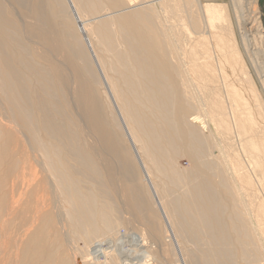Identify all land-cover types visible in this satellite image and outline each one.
Wrapping results in <instances>:
<instances>
[{
	"label": "bare ground",
	"instance_id": "obj_1",
	"mask_svg": "<svg viewBox=\"0 0 264 264\" xmlns=\"http://www.w3.org/2000/svg\"><path fill=\"white\" fill-rule=\"evenodd\" d=\"M158 1L159 9L150 0H0V264H88L89 255L96 264H138L136 250L154 256L144 234L124 242L126 206L115 204L123 196L128 224L141 222L157 239L162 221L184 264H264L251 217L264 237V206L228 135L238 130L245 146L264 153V108H256L257 88L222 22L226 9L188 0L195 24L184 39L165 13L180 22L187 11ZM237 70L245 77L235 78ZM101 86L117 114L102 108ZM219 86L250 105L245 121L214 104ZM257 125L261 146L247 137ZM179 155L190 169L175 167Z\"/></svg>",
	"mask_w": 264,
	"mask_h": 264
},
{
	"label": "rangeland",
	"instance_id": "obj_2",
	"mask_svg": "<svg viewBox=\"0 0 264 264\" xmlns=\"http://www.w3.org/2000/svg\"><path fill=\"white\" fill-rule=\"evenodd\" d=\"M122 1L125 2L126 0H122ZM138 1L141 2V0H138ZM150 1H151V4L153 7H155L156 9L160 8V3L158 0H153V1L150 0ZM187 2H188V0H175L174 3L172 1H170L168 4L169 7H176V10L178 12L183 11V10L187 11L186 14H184L183 12L180 13L181 18L182 17L184 18V19L182 18L180 20V22H175V19L173 18V14H172L173 12H171V14H170V12L165 13V15H167V17H168L166 22H167V27H169V30L172 29V26H175L176 32H180V31L184 32L182 34L184 39L186 38L188 31L190 30L189 24L191 22H193L195 24V12L191 11L190 9L195 10L196 6H195V4L193 6H191V4L189 5ZM200 2L202 4H204L203 5L204 7L207 5H210V6H214V7L219 6L220 8L226 9V14H227L228 18H227V21H225V22L222 21V22H223V24L226 23L227 29L233 33L232 34L234 36V37L232 36L233 41L236 42L237 47L240 50V55L243 59V62L245 64V66L247 67V70L249 71L250 78H251L252 82H254L255 87L257 88L256 91H254L253 88H251V89L253 90L252 93L254 94L253 96H254V103L256 105V108L259 107L258 109L261 111V109L264 108V87L260 83L261 78H259L260 76L264 75V0H199V3ZM208 40H209V44H207L208 52H209L208 55H212V57H210V60L213 59V61H214V64H210L209 66H210V69L214 72L212 74H213V78L215 80V84H219L218 81H219V77L221 76L220 71H219V66L217 65V60L215 57L214 48L211 47L212 43H211L210 39H208ZM87 48L88 47H86V50H87ZM88 51H89V48H88ZM242 71L237 70L238 74H235L234 77L237 79H239V76L245 77V75ZM248 71H247V73H248ZM240 72H242V73H240ZM201 74L204 77V73H201ZM239 74H241V75H239ZM205 77H211V76L205 75ZM101 87L102 88H100V90H98V91L99 92L101 91L100 94H103L102 96H105L103 86H101ZM207 87H209V86H207ZM235 88H236V86H235ZM225 89L222 86L218 87L217 94H214V100L217 102H215L214 104L216 106H218L217 108H222L224 114H227L229 110H232V114L233 113L237 114L235 116V118L239 117V119H241L242 121H245L246 116L248 114H250V112H251L250 111L251 110L250 105L246 106V108H245V106H241L242 102H241L240 98L238 97V100L234 99L231 96L233 94L230 93L232 90H229L227 88H225ZM107 99L108 98L106 97V100ZM103 102L105 103V105L102 106V108H104V110L106 107V110L108 113L115 112V114H117L116 111L114 110V108L112 109V106L110 105L111 103L109 102V99L106 101L108 104L105 101H103ZM241 112H245L246 114H241ZM108 119H109V116H108ZM258 122H260L259 126L261 128V131H263L264 130V122H263L262 117L259 118ZM244 125L246 127L248 126V124H246V122L244 123ZM231 128H232V126H231ZM256 128L258 130L252 129L251 131H249L250 134L247 137L250 136L257 144L260 145L259 139L261 137H260V131H259L258 125L256 126ZM202 134L204 136L208 137L206 134H204V133H202ZM218 134L221 137V133H218ZM228 135L232 136V138H233L232 139L230 137V139H232V140H230V143H229L230 149L234 150V153H232V155H235V158L238 160L239 164L244 167V169L250 174V178L252 179V184L250 186H248V188L250 187V189L254 190V193L252 196L254 197L257 195L259 198V199L258 198L257 199L258 200L261 199V201H260L261 203L260 202L259 203L262 206H264V153H262L260 150L245 146V144L243 142H241V138H240V135L238 133V130H236L235 132L230 133ZM123 146L126 148V144L123 143ZM129 151H127V152H129ZM174 163H175V167L179 170H188L191 167L190 159L184 155L177 156L174 159ZM152 178H154V177L152 176ZM144 181H145V177H144ZM144 181L142 184H147V182L145 181L146 182L145 183ZM137 187L144 189V186H137ZM145 187H147V186H145ZM150 188L149 189L147 188V190H149L150 195H152L153 193H152V190ZM247 191L252 192L249 189ZM243 195H245L244 192H243ZM152 197H154V196L152 195ZM116 203L120 205V206L117 205L118 209H120L119 207L123 208L124 206H126L124 208L127 209V211L125 209H122V213L119 216H120V219L125 220V221H124V225H120L118 227V229H120L121 231H123L124 229L125 230L127 229L126 232H129L128 233L129 235L125 237L126 239H124L125 240L124 242H126V240H127L126 244L132 242L131 241L132 239L130 237V236H132L131 233L136 232V234L137 233L141 234V235L144 234V236L147 239L150 238L152 240V241L151 240L150 241L154 242V243H152V245L154 244L153 247H155V249H154L155 251H153V253L156 252V253H154L155 262H157L155 264H165V263L168 264L171 261H174L172 264H174L175 262H177L175 264H184V262L180 258V255L178 254L177 248H175L174 245L172 246L169 244L170 245L169 246L168 243H171V242L167 241V240H166L167 241L166 242L165 239L163 238V237H165L164 231L163 232L161 231V230H163V227H162L163 223L160 219L161 217L159 216V212L156 209L155 210L153 209V211L155 212V217L159 216V217H157V219H160V221H161V222L159 221L160 225L158 226V228L160 227L159 230L161 229L159 231V235L157 236V239H159V240H157L155 238V236L152 237V235L151 236L148 235V234H150V232L148 233V231L145 229L146 227H144V224H141V222L137 221L138 225L140 224L138 227H137V224H135L136 222L134 223L133 221L130 222V224H128L129 222H127V221L129 219H131L132 217L128 213L129 212L128 210H130V209H128L129 208L128 207L129 202H128V199L126 196H123L122 199H120V200L119 199L116 200L115 204ZM124 203H126V204L124 205ZM261 209L264 210V207H261ZM124 217L128 218L127 221ZM251 217H252V221L254 223L255 232L257 230L255 235L257 236L258 239L261 236L259 239V243L261 244L260 249H262L261 251L264 255L263 233L261 232V230H259L260 229L259 226H256V222L254 221L255 217H254V220H253L252 215H251ZM156 221H157V223H156ZM159 222L155 218V224L158 225ZM125 224L128 226L129 225H131V226L128 227V226H125ZM142 227H144V228H142ZM257 227H258V229H257ZM168 231L170 232V229ZM146 233H148V234H146ZM153 238H155L156 240ZM157 241H159V243ZM124 242L122 243V245H124V247H125L126 244ZM157 244H159V245L156 246ZM166 245H167V247H166ZM186 246H188V247L190 246L191 248H193V246L191 244L190 245L188 244ZM158 247H161V249ZM172 247H174V248L172 249ZM164 248H166V249H164ZM170 248L172 249V251L175 250L177 252L176 253L173 251L175 254L172 253V255H174V256L170 255L169 252H172V251H170ZM158 250L159 251L162 250L163 252L162 251L158 252ZM161 252L164 255L165 261L162 258L163 256L161 254H159ZM165 255H166V257L169 256V258L167 257V259L170 260L169 262L167 261L168 263L166 262L167 259H166ZM175 255L178 256L177 258L180 261L178 259L174 258V257H176ZM155 256L156 257L159 256L160 258H162V261L160 260L161 262H159V260H158L159 258L157 257L158 258L157 259ZM170 256H171V258H170ZM173 258H174V260H173ZM131 259H132V257H131ZM135 261L136 260H134V262ZM169 264H171V263H169Z\"/></svg>",
	"mask_w": 264,
	"mask_h": 264
},
{
	"label": "clouds",
	"instance_id": "obj_3",
	"mask_svg": "<svg viewBox=\"0 0 264 264\" xmlns=\"http://www.w3.org/2000/svg\"><path fill=\"white\" fill-rule=\"evenodd\" d=\"M137 252V255L142 256V260L138 262V264H154V256L151 254V252L144 250L143 252ZM88 264H96V260H94L93 256L89 255L88 258Z\"/></svg>",
	"mask_w": 264,
	"mask_h": 264
}]
</instances>
